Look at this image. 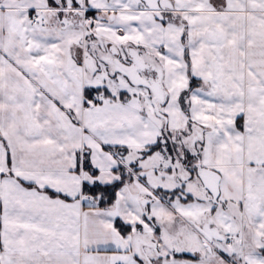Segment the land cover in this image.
<instances>
[{
  "label": "snow or ice",
  "instance_id": "6c2138e0",
  "mask_svg": "<svg viewBox=\"0 0 264 264\" xmlns=\"http://www.w3.org/2000/svg\"><path fill=\"white\" fill-rule=\"evenodd\" d=\"M0 264H264V0H0Z\"/></svg>",
  "mask_w": 264,
  "mask_h": 264
}]
</instances>
